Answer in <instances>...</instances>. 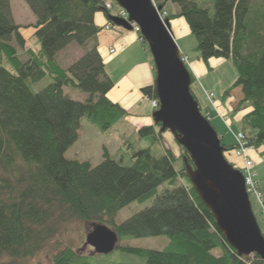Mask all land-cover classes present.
Listing matches in <instances>:
<instances>
[{
    "label": "trees",
    "instance_id": "obj_1",
    "mask_svg": "<svg viewBox=\"0 0 264 264\" xmlns=\"http://www.w3.org/2000/svg\"><path fill=\"white\" fill-rule=\"evenodd\" d=\"M153 1L162 5L166 18H184L196 38L200 60L208 64L215 57L231 59L237 74L220 99L240 88L242 97L229 102L230 111L240 120L239 130L248 147L261 148L264 153V0ZM168 1L178 5L177 13H167L164 6ZM24 2L35 17L27 24L14 20L10 0H0V264H34L17 259L38 253L59 226L72 219L90 225L108 222L119 239L167 236L163 249L122 247L143 256L147 264H264L257 254L237 255L227 243L188 178L184 157L193 163L177 141V155L165 148L158 156L148 147L134 148L130 143L131 163L127 165L112 158L106 149L95 165L65 157L83 116L106 130L128 114L110 99L114 82L96 43L90 44L101 28L95 22L98 12L105 16L109 28L127 29L112 23L106 0ZM28 28L30 38L23 31ZM28 38H36L39 46L29 45ZM71 42L84 52L65 68L56 56ZM181 53L189 58L188 52ZM190 75L193 82L191 71ZM46 76L50 81L33 90L32 84ZM65 87L78 88L87 96L73 98ZM190 90L197 99L191 85ZM141 91L158 99L154 84ZM138 131L154 135L152 125ZM219 137L228 159L235 143L225 144L221 134ZM175 160L181 165L175 166ZM164 182L173 186L158 192ZM150 197L149 206L115 221L121 207ZM261 232L264 235V227ZM81 250L64 246L51 254V264H91L93 253Z\"/></svg>",
    "mask_w": 264,
    "mask_h": 264
},
{
    "label": "water",
    "instance_id": "obj_2",
    "mask_svg": "<svg viewBox=\"0 0 264 264\" xmlns=\"http://www.w3.org/2000/svg\"><path fill=\"white\" fill-rule=\"evenodd\" d=\"M114 1L128 18L111 16L112 23L127 30L132 29V22L138 25L152 55L159 101L151 114L154 123L160 124V131L169 130L187 150L193 163H187L184 157L188 178L227 243L239 256L253 253L264 260V235L252 210L243 173L226 159L217 131L201 113L170 22L159 13L162 5L153 0ZM118 240L116 231L103 222L92 223L85 235V245L91 246L93 253L112 252Z\"/></svg>",
    "mask_w": 264,
    "mask_h": 264
},
{
    "label": "rangeland",
    "instance_id": "obj_3",
    "mask_svg": "<svg viewBox=\"0 0 264 264\" xmlns=\"http://www.w3.org/2000/svg\"><path fill=\"white\" fill-rule=\"evenodd\" d=\"M111 1H113L114 4V8L111 11V13L113 14L114 11L118 10V5L114 0ZM10 3L12 7L11 9L13 18L16 22L27 24L34 21V15L29 9L28 5L24 2V0H10ZM174 5L178 7L177 4H174L170 1L165 4L164 9L168 11L169 15L174 14ZM97 15L101 17L102 13L98 12ZM23 31L24 35L26 37H29L31 28L24 29ZM178 38L179 39L176 42L185 47V49L189 53V61H196V56L198 55V52L195 49L197 44L196 38L191 33L189 35H182ZM28 44L31 46L35 45L36 47L39 46V42L36 38L29 39ZM145 46L148 49L147 44H145ZM129 49H131V47ZM82 51L84 52L82 47L74 42H71L66 48L58 52L56 58L61 66L66 68L82 54ZM148 53L152 58L150 51ZM201 62L207 69L205 76L206 78L201 79L195 77L193 82L191 83V87L193 91H196L197 96L199 97L201 110L205 112L207 108L212 113L210 122L217 133L219 135H222L223 143L232 144L234 141L232 132H236L238 129H240V120H238L235 114L230 111L227 117L228 122L231 124L232 131L229 130L222 118L210 109L208 101L205 98L201 97V95L202 93L204 94L205 90H212L215 92V99H220V96L223 93L222 89H225L226 86L230 85L235 79L237 74L236 68L230 58L226 59L215 57L211 58L208 64H206L202 60ZM152 64H154L153 60ZM4 65L12 72H16V69L9 62H4ZM110 67H113V64L106 65L107 72L110 70ZM123 69L124 66L119 70ZM153 69L155 73V68ZM119 76L120 73L118 71L116 73L114 72L113 81H116ZM49 81L50 78L46 76L38 82L33 83L32 89L39 90ZM65 90L71 97L80 100L85 99L87 96L86 93L80 91L75 87H65ZM237 91H240V89L237 88V90H234V95H237ZM131 125L117 121L108 129L102 130L94 123L89 121L85 116H83L80 119L77 137L74 142L65 150L64 155L65 157L71 159L88 160L89 162H91V164L95 165L102 160L103 150L106 149L112 158L121 160L122 164L127 165L131 163V148L129 147L130 143L134 148L148 147L150 148L151 153L156 156L164 152L165 148L172 150L174 155H177L179 153L177 142L169 130L161 131L160 135L159 132H154V135H141L138 129L132 128ZM260 150L261 148H250L249 155L253 160V168L256 171V178L259 182V185L264 186V153ZM227 157L228 160L235 163V166L241 165V160L238 156L235 155L234 151L228 152ZM174 165L180 166L181 161L175 160ZM166 186L172 187L173 185L164 182L158 186V192L163 190V188H165ZM151 203L152 197L146 198L144 200H132L117 211L115 215V221L117 223L121 222L132 214L140 211L146 206H149ZM251 205L258 223L261 227H263L264 225L262 223L261 216L257 207L258 205L253 198L251 200ZM106 224L110 227L112 226L108 222H106ZM90 227V224H87L82 220L72 219L70 221H67L59 226L58 231L51 237V239L42 250L28 257H19L17 260L34 264H51V254L67 245L75 248H81V252L84 253H93L91 247L84 244L86 232ZM168 240V237L165 235H153L145 237L122 236L118 240V246L115 247L112 252L107 254H90L89 261L91 264H118L119 262H127L131 264H147L146 259L143 256L128 253L124 251L122 247L135 246L142 248L163 249L167 246ZM215 252L217 253V250H215ZM2 259L7 260L8 257L2 256Z\"/></svg>",
    "mask_w": 264,
    "mask_h": 264
},
{
    "label": "crops",
    "instance_id": "obj_4",
    "mask_svg": "<svg viewBox=\"0 0 264 264\" xmlns=\"http://www.w3.org/2000/svg\"><path fill=\"white\" fill-rule=\"evenodd\" d=\"M174 9V13L179 11L176 5H174ZM95 22L101 28L97 32L95 39L91 41L90 44H93L94 42L96 43V46L104 58L106 65L113 64V67H110V70L108 71L112 80L114 72L116 73L118 71L120 73L119 78L116 81H113L114 85L108 93L111 100L117 102L120 106L126 109V111H128V114L119 120V122H124L128 125L132 124L131 126L134 129H138L144 125H152L154 132H159V127L154 123L151 115L154 108L151 106L148 97L141 91L142 87L154 84L155 77L152 58L148 53L149 51L147 47L133 31L121 30L114 27H110L108 29L105 28L104 25L107 23V19L103 14L101 17L96 14ZM169 22L171 32L176 41H178V37L190 34V29L184 19L174 17L169 19ZM177 44L180 51L182 50L187 52L183 45L178 42ZM130 47L131 49H129ZM111 49H113V52H111ZM123 66L124 69L119 70ZM188 66L194 75V78H206L207 69L198 58V55L196 56V61H189ZM228 87L229 85L226 86L225 89ZM237 88L239 87L234 88L230 92L229 97L225 100H216V103L219 106L220 114L224 113L228 115L233 101L242 97L241 90L237 91V95H234L233 91L237 90ZM225 89L223 88L222 92ZM209 91L214 92L212 90ZM194 93L199 101L196 91ZM201 97L207 100L205 93H202ZM229 102L232 103L230 104Z\"/></svg>",
    "mask_w": 264,
    "mask_h": 264
},
{
    "label": "built area",
    "instance_id": "obj_5",
    "mask_svg": "<svg viewBox=\"0 0 264 264\" xmlns=\"http://www.w3.org/2000/svg\"><path fill=\"white\" fill-rule=\"evenodd\" d=\"M105 5L108 9H113L112 2L106 1ZM115 15L122 17L124 19L128 18V14L123 8H119L115 12ZM160 15L163 18L165 15V12L161 13ZM132 26H133V30L136 33H138L139 32L138 25H136L134 22H132ZM105 27L108 28L109 24H106ZM111 51H113V49ZM182 60L187 62V57L183 55ZM206 95H207V98L210 101V104L213 107V109L215 111H217V113L223 119H225V117L222 114H220V112L218 111L217 104L214 100L213 92H206ZM150 102H151V105L153 107L158 106V101L156 99H150ZM228 128H230L229 125H228ZM233 136L235 139V148H234L235 154L237 156H239L242 160L241 170H242V173L244 176L246 190L249 193V195H251L255 199V201L259 207V212L261 214V218L264 222V189L260 188L258 186L257 181L255 179L256 174L253 170V162H252L251 158L248 156L249 147L247 145V141L245 139L243 132H241V131L233 132Z\"/></svg>",
    "mask_w": 264,
    "mask_h": 264
},
{
    "label": "bare ground",
    "instance_id": "obj_6",
    "mask_svg": "<svg viewBox=\"0 0 264 264\" xmlns=\"http://www.w3.org/2000/svg\"><path fill=\"white\" fill-rule=\"evenodd\" d=\"M173 153V152H172Z\"/></svg>",
    "mask_w": 264,
    "mask_h": 264
}]
</instances>
